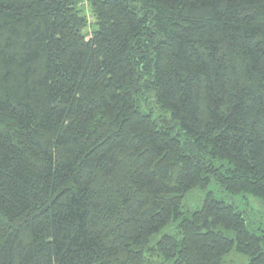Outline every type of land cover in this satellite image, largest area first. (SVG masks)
Here are the masks:
<instances>
[{
  "label": "trees",
  "instance_id": "obj_1",
  "mask_svg": "<svg viewBox=\"0 0 264 264\" xmlns=\"http://www.w3.org/2000/svg\"><path fill=\"white\" fill-rule=\"evenodd\" d=\"M212 181L264 203V0H0V264H264Z\"/></svg>",
  "mask_w": 264,
  "mask_h": 264
},
{
  "label": "rangeland",
  "instance_id": "obj_2",
  "mask_svg": "<svg viewBox=\"0 0 264 264\" xmlns=\"http://www.w3.org/2000/svg\"><path fill=\"white\" fill-rule=\"evenodd\" d=\"M84 12L88 21L94 23L95 19L90 10L89 2L86 1L83 5ZM88 38H90L88 36ZM212 167V166H211ZM220 167V166H219ZM209 189L212 190L216 196L224 201L235 203L239 206L241 210L247 216L249 222L252 225L259 226L264 230V203L255 199L252 196L239 195V196H229L225 192H221L217 185L212 181L210 183ZM205 192H202L200 189H195L189 193L183 203V210H195L202 205L204 200ZM177 224L172 223L168 227L164 228L159 234H157L152 240L151 243L155 244L157 240L162 237L164 234H175L177 232ZM224 264H250L248 257L246 255L238 252L236 249L230 251L224 258Z\"/></svg>",
  "mask_w": 264,
  "mask_h": 264
}]
</instances>
